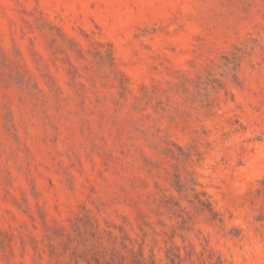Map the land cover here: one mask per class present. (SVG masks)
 I'll return each mask as SVG.
<instances>
[{"label":"rangeland","instance_id":"1","mask_svg":"<svg viewBox=\"0 0 264 264\" xmlns=\"http://www.w3.org/2000/svg\"><path fill=\"white\" fill-rule=\"evenodd\" d=\"M88 217L264 264V0H0V264Z\"/></svg>","mask_w":264,"mask_h":264},{"label":"trees","instance_id":"2","mask_svg":"<svg viewBox=\"0 0 264 264\" xmlns=\"http://www.w3.org/2000/svg\"><path fill=\"white\" fill-rule=\"evenodd\" d=\"M237 58L234 55L235 66ZM196 197L199 208L213 211L208 200L201 198L199 193ZM78 219L73 231L62 234V249L54 244L51 248L54 255H69L68 264H222L220 256H215L207 246L198 254L192 242L185 243L187 238L180 230H189L186 218L179 226L161 231L144 220L134 232L123 224L101 226L92 217ZM161 224L166 227L164 222ZM177 235L182 237L183 245L175 241Z\"/></svg>","mask_w":264,"mask_h":264}]
</instances>
